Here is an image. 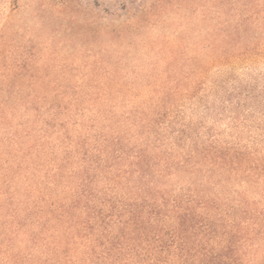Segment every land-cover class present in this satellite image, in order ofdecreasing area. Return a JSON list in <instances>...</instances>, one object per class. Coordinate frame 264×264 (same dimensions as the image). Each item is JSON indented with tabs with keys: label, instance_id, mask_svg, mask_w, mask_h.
Wrapping results in <instances>:
<instances>
[{
	"label": "trees",
	"instance_id": "trees-1",
	"mask_svg": "<svg viewBox=\"0 0 264 264\" xmlns=\"http://www.w3.org/2000/svg\"><path fill=\"white\" fill-rule=\"evenodd\" d=\"M185 1L183 35L149 38L133 85L113 50L84 91L0 97V264H264V108L245 144L202 142L179 111L264 60V0Z\"/></svg>",
	"mask_w": 264,
	"mask_h": 264
},
{
	"label": "rangeland",
	"instance_id": "rangeland-1",
	"mask_svg": "<svg viewBox=\"0 0 264 264\" xmlns=\"http://www.w3.org/2000/svg\"><path fill=\"white\" fill-rule=\"evenodd\" d=\"M185 3V0H0V97L12 100L35 95L58 97L72 93L73 89L66 85L84 91L91 81L105 78L110 56H118L116 53H123L129 69L124 81L133 85L136 67L151 59L148 39L162 34L183 35L190 15L189 4ZM139 23L142 27H135ZM125 24L132 26L130 37L112 44L110 30H119ZM113 50L118 52L112 53ZM143 72L146 83L149 71L144 68ZM215 77L213 72L210 81L216 83L211 85L207 81L203 98L182 103L181 120L190 124L192 133L202 142L213 137L222 144L257 140L262 133L256 121L264 108V60L235 70L234 80L225 82L228 75L224 79ZM42 85L48 87L41 91ZM238 87H242L239 99L232 94ZM132 88L137 93L136 87ZM250 91L260 95L261 103L248 97ZM118 105L114 112L126 111L124 104ZM238 116L242 122L237 121ZM173 140L175 136L169 138V142ZM186 178L187 175H178L171 182L181 189Z\"/></svg>",
	"mask_w": 264,
	"mask_h": 264
}]
</instances>
